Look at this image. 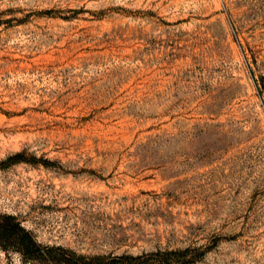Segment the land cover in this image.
I'll use <instances>...</instances> for the list:
<instances>
[{"label": "rangeland", "instance_id": "obj_1", "mask_svg": "<svg viewBox=\"0 0 264 264\" xmlns=\"http://www.w3.org/2000/svg\"><path fill=\"white\" fill-rule=\"evenodd\" d=\"M9 215L0 264H264V0H0Z\"/></svg>", "mask_w": 264, "mask_h": 264}, {"label": "trees", "instance_id": "obj_2", "mask_svg": "<svg viewBox=\"0 0 264 264\" xmlns=\"http://www.w3.org/2000/svg\"><path fill=\"white\" fill-rule=\"evenodd\" d=\"M8 220L10 221L9 223L0 222V235H3L4 237H16L20 244V249L22 253L27 258L38 259L42 255V246L34 240L32 234L28 230H26L20 224V222L16 220L14 216L9 215ZM57 248L63 251V253L69 254V256H65V258L61 259L62 261L79 264V262L75 260L76 258L75 256H78L79 258L83 260L85 258H89L90 261L82 262V264H106L105 262L106 257L103 255L87 257L84 255H78L77 252L70 250V249H65L63 247H57ZM175 253H177V251H168V252L158 251L153 254L152 253H146V254H141V255L124 254L121 256H117V258H120V259L127 258L131 260L132 262L141 264V261L144 258L150 257L155 254L167 255V254H175Z\"/></svg>", "mask_w": 264, "mask_h": 264}]
</instances>
